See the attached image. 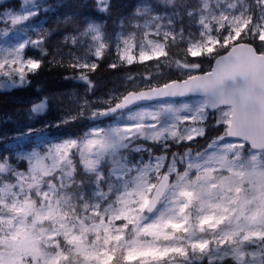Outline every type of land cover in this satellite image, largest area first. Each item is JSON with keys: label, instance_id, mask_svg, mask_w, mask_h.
Segmentation results:
<instances>
[{"label": "snow or ice", "instance_id": "obj_1", "mask_svg": "<svg viewBox=\"0 0 264 264\" xmlns=\"http://www.w3.org/2000/svg\"><path fill=\"white\" fill-rule=\"evenodd\" d=\"M164 3L64 36L49 64L66 79L92 91L106 63L125 88L56 125L93 121L82 133L0 154V264H264V0ZM42 7L0 12V89L42 69Z\"/></svg>", "mask_w": 264, "mask_h": 264}, {"label": "trees", "instance_id": "obj_2", "mask_svg": "<svg viewBox=\"0 0 264 264\" xmlns=\"http://www.w3.org/2000/svg\"><path fill=\"white\" fill-rule=\"evenodd\" d=\"M19 1L0 0V12L5 9L18 11ZM186 2L194 3L195 0H186ZM38 3L43 7L31 24L33 27L42 26L50 31L51 35L46 45L49 55L43 57L42 69L37 75L31 77L27 85L10 90H0V154L11 153L13 158L17 152L30 151L33 147L41 145L42 141H56L69 135L82 133L94 122L82 118L67 125L59 127L56 125L65 116L76 114L85 100L89 103L87 110L89 115L90 110L104 107L100 101L106 99L115 86L125 83V73L108 69L106 63L92 75L95 81L92 91L81 90L80 84L74 83L75 80L66 79V76L71 75L67 68L49 64L57 49L65 53L68 51V47L63 43L65 35L74 34L87 22L103 24L109 32L118 31L120 19L131 16L137 7L144 4L155 6L161 15L172 11L171 6L166 5L164 0H111V14L97 11L96 0H39ZM69 16L72 17L71 21L65 23V18ZM30 54L36 57L40 55L38 50H32ZM59 59L57 55V60ZM134 70L142 71L143 69ZM76 87H80L77 90L80 92V103L70 96ZM45 97H47L45 111L29 119L30 102L32 100L41 101ZM27 124L33 125L38 130L45 128L46 125H51V127L45 129L43 136L16 141L14 138L18 135V130Z\"/></svg>", "mask_w": 264, "mask_h": 264}, {"label": "rangeland", "instance_id": "obj_3", "mask_svg": "<svg viewBox=\"0 0 264 264\" xmlns=\"http://www.w3.org/2000/svg\"><path fill=\"white\" fill-rule=\"evenodd\" d=\"M38 1L39 0H37V3H38ZM20 3V8H21V5H22V3H23V0H20L19 1ZM20 10V9H19ZM18 10V11H19ZM75 84H80V87H76V88H74L73 89V91H72V94L70 95V96H72L73 98H74V100L77 102V103H80V92L78 91L77 92V90L80 88L81 90H87V85H85L84 83H77V82H74ZM124 85H125V83H120L119 85H117V86H115L114 88H113V90H112V92L111 93H119V92H122L124 89ZM0 90H10V89H0ZM40 101H38V100H32L31 102H30V109H31V107H32V105H33V103H39ZM30 109H29V111H28V114L31 116V117H33V116H35V115H37V114H32L31 112H30ZM97 109V108H96ZM108 122H110V121H108L107 119H106V121L104 122V123H108ZM203 143V142H202ZM31 151V150H30ZM23 152H27V151H23Z\"/></svg>", "mask_w": 264, "mask_h": 264}, {"label": "water", "instance_id": "obj_4", "mask_svg": "<svg viewBox=\"0 0 264 264\" xmlns=\"http://www.w3.org/2000/svg\"><path fill=\"white\" fill-rule=\"evenodd\" d=\"M75 82H77V83H82V82H80V81H78V80H75ZM104 120H106V119H104Z\"/></svg>", "mask_w": 264, "mask_h": 264}]
</instances>
